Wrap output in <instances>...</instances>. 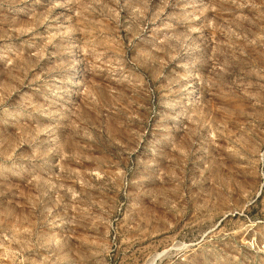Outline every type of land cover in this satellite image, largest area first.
Instances as JSON below:
<instances>
[{
    "label": "rangeland",
    "instance_id": "obj_1",
    "mask_svg": "<svg viewBox=\"0 0 264 264\" xmlns=\"http://www.w3.org/2000/svg\"><path fill=\"white\" fill-rule=\"evenodd\" d=\"M0 264H264V0H0Z\"/></svg>",
    "mask_w": 264,
    "mask_h": 264
}]
</instances>
